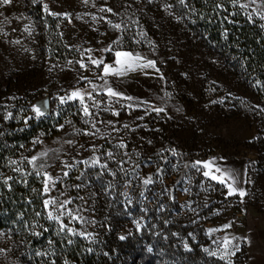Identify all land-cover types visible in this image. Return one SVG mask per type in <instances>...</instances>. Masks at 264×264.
Wrapping results in <instances>:
<instances>
[{
	"label": "rangeland",
	"instance_id": "obj_1",
	"mask_svg": "<svg viewBox=\"0 0 264 264\" xmlns=\"http://www.w3.org/2000/svg\"><path fill=\"white\" fill-rule=\"evenodd\" d=\"M179 1L0 4V135L39 123L13 163L43 176L58 230L110 264H166V244L195 247L206 264H249L264 259V72L225 65L184 30ZM223 1L264 29V0ZM116 52L131 60L118 65ZM0 264H23L3 230Z\"/></svg>",
	"mask_w": 264,
	"mask_h": 264
},
{
	"label": "trees",
	"instance_id": "obj_2",
	"mask_svg": "<svg viewBox=\"0 0 264 264\" xmlns=\"http://www.w3.org/2000/svg\"><path fill=\"white\" fill-rule=\"evenodd\" d=\"M178 7L184 30L218 55L225 65L237 70L244 63L249 69L264 72L261 26L251 24L223 0H181ZM38 125L21 131L10 126L0 135V230L11 233L23 264H110L107 252L91 249L87 241L58 230L45 212L43 176L26 163L17 167L13 163L14 151L37 133ZM118 230L120 227L110 232L115 240ZM194 248L180 247L178 254H173L170 244H166L161 254L166 264H172L171 254L179 255L184 264H206L201 251Z\"/></svg>",
	"mask_w": 264,
	"mask_h": 264
},
{
	"label": "snow or ice",
	"instance_id": "obj_3",
	"mask_svg": "<svg viewBox=\"0 0 264 264\" xmlns=\"http://www.w3.org/2000/svg\"><path fill=\"white\" fill-rule=\"evenodd\" d=\"M11 0H0V4H8L10 3ZM85 2L87 3V0H85ZM254 2V0H253ZM47 7V6H45ZM242 7H246V5H242ZM108 11H111L110 9H108ZM55 15V14H54ZM264 18V17H262ZM116 28H119L120 25H115ZM116 56H117V61L116 63L118 65H121L123 67V65L125 64L126 61H130L131 60V54L130 53H124V52H116ZM120 58H124V59H120ZM91 63L96 65L97 67H99L103 61H99V60H95V59H91L89 58ZM151 63V62H150ZM81 67H85V65L83 63H81ZM120 72V69H114L112 66L110 65H104V68H103V73L104 75H108V74H113V73H119ZM107 94L109 96H116L118 95L117 93H115L114 91H112L111 89H108L107 91ZM89 98H91V94L89 93L88 94ZM68 100H76V99H79L80 103L83 105L84 104V95L79 92V91H73L68 97H67ZM60 102L63 104L65 103V98H60ZM34 111L36 112V114L39 116V115H43V113L40 111L39 108H35ZM83 111H84V114L85 115H89V109L87 106H84L83 108ZM157 111H162V109H157ZM41 155H46V153H42ZM110 155V154H109ZM38 159V157H32L31 160H29L28 162L30 164H35L36 160ZM205 168H210V164H205L204 165ZM217 172L220 171V169H216ZM39 175V173H37ZM65 175H67V173H65ZM204 175L207 177V176H210L211 175V179L212 180H219L221 183H225V180L223 177H217L216 175L214 174H211L210 172L206 171L204 172ZM150 181L146 180L145 183H149ZM229 187V195H232L236 192V190L234 188H232L231 185H228ZM45 192L48 191V185H47V182L45 183ZM239 195L240 196H244L245 193L243 191H240L239 192ZM56 202L54 200L52 201H45V206L47 207L49 204H55ZM61 207H64V205H61ZM49 218L52 219L53 216H52V213L49 212ZM70 215V213H69ZM58 219V218H57ZM62 230H63V226H62ZM69 231H71L69 229ZM121 239H124V237H121Z\"/></svg>",
	"mask_w": 264,
	"mask_h": 264
},
{
	"label": "crops",
	"instance_id": "obj_4",
	"mask_svg": "<svg viewBox=\"0 0 264 264\" xmlns=\"http://www.w3.org/2000/svg\"><path fill=\"white\" fill-rule=\"evenodd\" d=\"M206 171L210 172V170L207 169V168H206ZM210 173H211V172H210ZM214 175H216V176L218 177V174H214ZM209 177L211 178V175H210ZM224 180H225V179H224ZM216 181H219V180H216ZM226 181H227V180H226ZM219 182H220V181H219ZM224 184H225L227 190L229 191L228 183L225 182ZM229 185H231V184H229ZM231 186H232V185H231ZM243 187H244V185H242V184L238 185L236 188L232 186V188H234V189L236 190L235 193H237V194H239L240 191H243ZM252 261H253V259H250V260H249V264H253L254 261H257V262H259L260 264H261V263L264 264V259H263V257L255 258V260H254L253 262H252ZM259 263H258V264H259Z\"/></svg>",
	"mask_w": 264,
	"mask_h": 264
}]
</instances>
